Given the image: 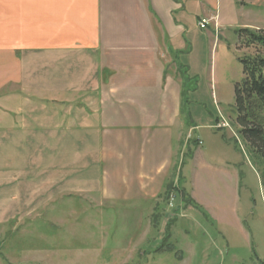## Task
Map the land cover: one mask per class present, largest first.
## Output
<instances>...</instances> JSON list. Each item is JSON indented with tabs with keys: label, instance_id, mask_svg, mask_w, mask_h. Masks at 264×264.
<instances>
[{
	"label": "crops",
	"instance_id": "0c3cea01",
	"mask_svg": "<svg viewBox=\"0 0 264 264\" xmlns=\"http://www.w3.org/2000/svg\"><path fill=\"white\" fill-rule=\"evenodd\" d=\"M201 18L214 21L202 29ZM226 27L264 30V0H0V191L38 186L47 201L53 189V199L77 193L130 219L154 218L164 190L185 191L191 163H206V134H194L204 125L185 128L182 92ZM36 102L48 108L41 131ZM191 142L188 163L180 145ZM221 155L224 168L233 154ZM193 196L206 204V194ZM35 197L24 191L21 203Z\"/></svg>",
	"mask_w": 264,
	"mask_h": 264
},
{
	"label": "rangeland",
	"instance_id": "374dc122",
	"mask_svg": "<svg viewBox=\"0 0 264 264\" xmlns=\"http://www.w3.org/2000/svg\"><path fill=\"white\" fill-rule=\"evenodd\" d=\"M236 31L225 28L215 56L206 47L196 60L201 66H193L182 92L180 115L185 128L191 123L204 125L194 134H206V163L204 156L190 162L193 142L180 145L195 171L193 181L182 184L191 203L182 201L178 189L170 185L163 192L164 208L154 218L140 221L108 209L107 203H88L77 193L53 199L56 190L52 189L47 201L40 197L46 188L22 190L18 179L20 189L0 191V264H264V186L258 169L240 139L241 151L231 141L227 149L211 135L238 137L233 111L234 85L242 79L238 58L255 50L238 49ZM259 52L264 55V46ZM42 103L35 106V126L40 131L42 113L48 110ZM217 117L221 127L208 128ZM226 152L233 155L222 168L221 153ZM33 160L35 166L43 165L41 150ZM67 162L74 165L73 154L68 153ZM24 191L36 194L34 201L28 198L32 204L21 203ZM193 191L198 199L206 194V204H196Z\"/></svg>",
	"mask_w": 264,
	"mask_h": 264
},
{
	"label": "trees",
	"instance_id": "16d2710c",
	"mask_svg": "<svg viewBox=\"0 0 264 264\" xmlns=\"http://www.w3.org/2000/svg\"><path fill=\"white\" fill-rule=\"evenodd\" d=\"M236 33L237 48H253L255 53L238 58L242 65V79L234 85L233 106L238 139L224 136V140L233 142L239 151V139L243 142L264 186V55L259 52V48L264 46V30L240 28ZM179 195L183 201L191 203L183 190H179Z\"/></svg>",
	"mask_w": 264,
	"mask_h": 264
},
{
	"label": "built area",
	"instance_id": "2783aa9c",
	"mask_svg": "<svg viewBox=\"0 0 264 264\" xmlns=\"http://www.w3.org/2000/svg\"><path fill=\"white\" fill-rule=\"evenodd\" d=\"M211 21H212V20H211V19H208V18H201V19L199 20V27L202 28V29H204V28L207 27L208 24H210ZM214 27H215V30L218 29L216 23H215ZM223 125H224V124H223ZM216 127H221V125L217 124ZM199 143H200V142H199ZM173 195H174V194H171V199H173Z\"/></svg>",
	"mask_w": 264,
	"mask_h": 264
}]
</instances>
